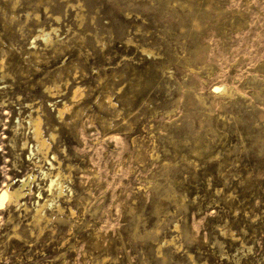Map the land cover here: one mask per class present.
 <instances>
[{
    "label": "rangeland",
    "instance_id": "rangeland-1",
    "mask_svg": "<svg viewBox=\"0 0 264 264\" xmlns=\"http://www.w3.org/2000/svg\"><path fill=\"white\" fill-rule=\"evenodd\" d=\"M6 188L0 264H264V0H0Z\"/></svg>",
    "mask_w": 264,
    "mask_h": 264
},
{
    "label": "bare ground",
    "instance_id": "bare-ground-1",
    "mask_svg": "<svg viewBox=\"0 0 264 264\" xmlns=\"http://www.w3.org/2000/svg\"><path fill=\"white\" fill-rule=\"evenodd\" d=\"M43 33V32H42ZM44 34V33H43ZM45 35H43V37H44ZM47 36V35H46ZM49 36V35H48ZM41 37V36H40ZM76 92V91H75ZM74 95H75V93H74ZM66 107L65 106H63V109H65ZM60 110H61V108H60ZM58 111V113H59V115H61L62 114V110L61 111ZM35 123V122H34ZM34 130L32 131L33 132V134H34V137H35V139H36V141H37V143H39L38 145H40V147H42L43 145H44V143H45V139H43L42 138V136H41V134H40V130H39V128H38V125H37V122H36V124L34 125V128H33ZM46 145V144H45ZM58 176V175H57ZM57 176L56 177H54V178H52L51 179V181H50V186H53V187H55V190L57 189V191H60V189H61V187H60V182L61 181H59L58 180V178H57ZM16 190V189H15ZM12 194H14L13 196H15V197H17L18 195H19V193L17 192V191H9L8 190V188H6V189H4L1 193H0V206L1 205H3V202L4 201H9L10 202V199H11V196H12ZM36 211V210H35ZM36 212H38V211H36ZM40 216H41V214H40ZM38 218V217H37Z\"/></svg>",
    "mask_w": 264,
    "mask_h": 264
}]
</instances>
